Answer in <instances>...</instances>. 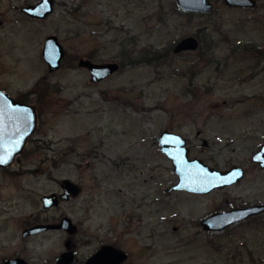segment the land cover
<instances>
[{"label": "rangeland", "instance_id": "374dc122", "mask_svg": "<svg viewBox=\"0 0 264 264\" xmlns=\"http://www.w3.org/2000/svg\"><path fill=\"white\" fill-rule=\"evenodd\" d=\"M38 1L0 0V88L38 90L40 132L54 145L30 146L11 173L0 171V264L17 254L56 264L67 239L72 264L102 242L126 250V264H264V212L220 230L200 224L264 201V169L251 159L264 142V0H212L207 12L176 0H53L44 17L22 10ZM48 34L65 50L52 71L41 54ZM186 35L198 47L174 51ZM80 57L120 68L92 82ZM163 129L186 137L190 156L241 166L242 178L208 192L166 191L177 175L157 143ZM50 174L81 178L80 197L62 210L78 229L24 238V223L60 218L41 207L55 188Z\"/></svg>", "mask_w": 264, "mask_h": 264}, {"label": "water", "instance_id": "95a60500", "mask_svg": "<svg viewBox=\"0 0 264 264\" xmlns=\"http://www.w3.org/2000/svg\"><path fill=\"white\" fill-rule=\"evenodd\" d=\"M230 6L252 7L257 0H223ZM178 6L187 11L207 12L210 11L214 3L212 0H176ZM53 9V0H39L35 4H27L22 10L30 16L44 17ZM198 39L194 35H186L180 38L174 45V51L192 50L198 47ZM42 57L47 63L49 71L60 67L61 60L65 54L64 47L55 34H48L41 50ZM264 63V54H263ZM77 66L84 67L89 71V80L92 82L101 80L114 73L120 68V62L116 60L94 61L88 57H80ZM37 124V112L33 104L20 101L11 96L7 91L0 88V167H5L13 163L17 154L24 148L28 137L33 133ZM160 150L171 161L177 180L170 186L165 187L166 191L189 190L194 192H208L214 188L224 187L239 181L244 170L239 165H231L229 168H216L202 158L189 155L187 139L181 133L163 129L157 137ZM251 159L264 166V143L253 151ZM62 197L68 199L76 196L80 190L78 184L70 178L62 181ZM44 207L57 202L55 193L43 194L41 196ZM264 211V202L252 203L246 206L232 207L214 211L200 220V224L205 230H220ZM68 232L75 231L76 226L71 218L63 216L60 223ZM54 224H36L23 229V234H29ZM67 247V243H66ZM112 249V250H109ZM107 254L116 255V259L125 258V253L104 245L95 254L91 255L85 264H101ZM73 259L71 250L66 249L61 252L56 260V264H70ZM5 264H27L20 257L6 258Z\"/></svg>", "mask_w": 264, "mask_h": 264}, {"label": "flooded vegetation", "instance_id": "af4514ba", "mask_svg": "<svg viewBox=\"0 0 264 264\" xmlns=\"http://www.w3.org/2000/svg\"><path fill=\"white\" fill-rule=\"evenodd\" d=\"M179 7V6H178ZM180 8V7H179ZM181 9V8H180ZM183 10V9H182ZM186 11V10H185ZM1 22H2V19L0 18V24H1ZM178 41V40H177ZM176 43V42H175ZM175 45V44H174ZM174 47V46H173ZM188 50V49H187ZM182 51V50H181ZM79 59V58H78ZM2 89H4V88H2ZM5 91H7L6 89H4ZM38 91V90H37ZM37 91L36 90H29V91H26V92H21V93H17V94H14V95H12L10 92H8L10 95H12L15 99H18V100H20V101H23V102H27V103H30V104H33L34 106H35V108H36V112H37V124H36V127H35V130L33 131V133L28 137V139H27V141H26V144H25V146H24V148L22 149V151L19 153V154H17L16 155V157H15V159H14V161H13V163L12 164H10L9 166H5V167H0V171H2V172H5V173H11V171L13 170V169H15V167H13V165H14V163L16 162V163H18V161H17V158H19L21 155H23V153L24 152H26L28 149H29V147L30 146H33V147H40V146H43V147H49V148H54V145H53V143L52 142H50L49 141V138H46L45 136H43L42 134H41V132H40V125H41V114H42V111H41V107H40V105L38 104V103H36V102H33L32 101V98H36V99H38V96H37ZM158 137V136H157ZM49 141V142H48ZM264 142H262L261 144H263ZM47 144H48V146H47ZM260 144V145H261ZM260 145L258 146V148L260 147ZM257 148V149H258ZM68 149V148H67ZM256 149V150H257ZM255 151V150H254ZM253 153V152H252ZM253 162H255V161H253ZM54 163H56V162H54ZM260 168H262V169H264V166L262 167V166H260L259 165V163L258 162H255ZM52 167L54 168V170H57L58 168H59V166H58V164H53L52 165ZM18 168V167H17ZM50 172V171H49ZM55 173H58L59 172V170H57V171H54ZM64 178H70V177H68V176H64V175H59V174H50V179L52 180V182H54V184H55V188H53V189H51V190H49V191H47L46 193H43V194H48V193H55L56 194V199H57V202L56 203H53V204H51V205H49V206H46V207H44L43 206V204H42V200H41V197H40V201H41V207H42V209H44V210H54L55 212H60V218H58V217H56V218H54L55 217V215H53L52 216V218L51 219H42V220H40L39 218L37 219V220H35V221H33L32 223H28V222H26V223H24V226H23V229L24 228H26V227H30V226H32V225H36V224H54L55 226L54 227H48V228H46V229H41V230H39V231H35V232H32V233H29V234H23L22 233V231H23V229L21 230V235L24 237V238H27V237H30V236H33V235H36V234H39V233H41V232H44V231H46V230H48V229H60V230H65V231H67L63 226H60V225H58L59 223H60V221H61V219H62V217L63 216H65V215H67V214H64V212L62 211L63 210V205H64V203H66V202H69L70 200H75V199H78L79 197H80V195H81V193H82V190H83V183H82V181H81V178H78V180H74V179H72V178H70L72 181H74L76 184H78L79 185V187H80V190H79V192H78V194L76 195V196H70L68 199H64L63 197H62V193H63V191H64V189H63V186H62V181H63V179ZM42 194V195H43ZM41 195V196H42ZM262 202H264V201H256V202H253V203H262ZM250 204H252V203H250ZM247 205H249V204H247ZM240 206H246V205H240ZM232 207H238V206H231V207H229V208H232ZM228 209V208H227ZM262 212H264V211H262ZM262 212H260V213H262ZM260 213H257V214H254V215H250L249 217H251V216H255V215H258V214H260ZM67 216H69V215H67ZM70 217V216H69ZM249 217H247V218H249ZM71 218V217H70ZM246 218V219H247ZM243 220H245V219H243ZM71 221H72V218H71ZM72 223L76 226V229H75V231L74 232H72V233H70V232H68L69 234H74L76 231H77V229H78V225L77 224H75L73 221H72ZM66 243H67V247H66ZM71 240L70 239H67V240H65V242H64V245H65V247H66V249H69V250H71L72 251V249H70V247H71ZM104 245H109V246H111L112 248H114V249H116V250H118V251H122V252H124L125 253V258H123V259H116V255H112V254H107L106 256H104V261L101 263V264H126V261H127V258H128V252L126 251V250H124V249H122L121 247H119V245H115V244H113V243H111V242H102V243H100L99 245H97L96 247H95V249L88 255V256H86V257H84V259H82V258H80L79 260H78V264H85V261L91 256V255H93V254H95L101 247H103ZM65 249V250H66ZM64 250V251H65ZM109 250H112V249H109ZM63 252V251H62ZM72 253H73V259H72V261L70 262V264H72V262H73V260H75V257H74V252L72 251ZM60 255V254H59ZM59 255H58V257H59ZM14 257H20V258H22V259H24V261H26V259H25V257L24 256H19L18 254L17 255H12V256H9V257H7V258H14ZM57 257V258H58ZM6 258H4V260H5ZM4 260H3V263H4ZM57 260V259H56ZM26 263L27 264H29L27 261H26ZM5 264V263H4Z\"/></svg>", "mask_w": 264, "mask_h": 264}, {"label": "snow or ice", "instance_id": "6c2138e0", "mask_svg": "<svg viewBox=\"0 0 264 264\" xmlns=\"http://www.w3.org/2000/svg\"><path fill=\"white\" fill-rule=\"evenodd\" d=\"M4 161L3 160H0V163H3Z\"/></svg>", "mask_w": 264, "mask_h": 264}, {"label": "trees", "instance_id": "16d2710c", "mask_svg": "<svg viewBox=\"0 0 264 264\" xmlns=\"http://www.w3.org/2000/svg\"><path fill=\"white\" fill-rule=\"evenodd\" d=\"M146 60H149V58H146Z\"/></svg>", "mask_w": 264, "mask_h": 264}, {"label": "bare ground", "instance_id": "6f19581e", "mask_svg": "<svg viewBox=\"0 0 264 264\" xmlns=\"http://www.w3.org/2000/svg\"><path fill=\"white\" fill-rule=\"evenodd\" d=\"M51 248V247H50Z\"/></svg>", "mask_w": 264, "mask_h": 264}]
</instances>
